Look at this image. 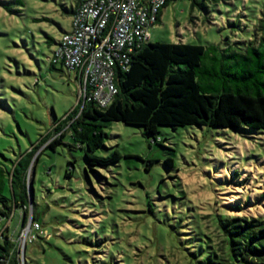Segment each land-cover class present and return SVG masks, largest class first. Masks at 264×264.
Instances as JSON below:
<instances>
[{
  "label": "rangeland",
  "instance_id": "rangeland-1",
  "mask_svg": "<svg viewBox=\"0 0 264 264\" xmlns=\"http://www.w3.org/2000/svg\"><path fill=\"white\" fill-rule=\"evenodd\" d=\"M16 1L0 0V168L12 170L34 149L30 174L39 155L32 188L40 230L25 243L23 211L13 207L9 219L0 216V240L12 238L20 264L232 262L226 221L264 222V130L161 126L156 143L141 127L103 122L106 147L96 154L121 159L94 169L84 149L69 146V133L46 148L79 102L74 73L50 66L76 0ZM206 6L171 0L149 41L225 47L259 39L264 0ZM3 193L12 198L10 179Z\"/></svg>",
  "mask_w": 264,
  "mask_h": 264
},
{
  "label": "trees",
  "instance_id": "trees-1",
  "mask_svg": "<svg viewBox=\"0 0 264 264\" xmlns=\"http://www.w3.org/2000/svg\"><path fill=\"white\" fill-rule=\"evenodd\" d=\"M170 1L167 0L163 8ZM192 1L193 6L206 9V3L226 0ZM81 2L76 0L75 8L70 11L72 16ZM16 3L21 4V1ZM5 8L10 10L7 4ZM161 16L162 10L156 24ZM259 31V39L247 46L240 42H227L225 47L144 42L135 48L126 69L115 68L118 92L112 103L102 108L95 101L80 97L74 111L55 127L56 134L46 148L56 149L69 133L74 141L69 146L84 149L87 165L94 169L121 159L117 151L110 157L96 154L106 147L103 122L141 127L144 136L156 143L159 142L157 135L161 126L264 130V14ZM58 64L64 68L54 51L50 66L56 69ZM34 155L33 149L14 163L12 170L0 168V216L9 219L13 207H21L22 229L30 218L37 222L32 171L39 155L28 174ZM66 176L70 177L71 173L67 172ZM9 179L12 198L3 193ZM30 198L32 213L29 218ZM225 224H229L226 231L230 235L233 261L222 258L212 264H264V222L244 217L227 220ZM16 247L10 236L2 234L0 264H20V250Z\"/></svg>",
  "mask_w": 264,
  "mask_h": 264
},
{
  "label": "built area",
  "instance_id": "built-area-1",
  "mask_svg": "<svg viewBox=\"0 0 264 264\" xmlns=\"http://www.w3.org/2000/svg\"><path fill=\"white\" fill-rule=\"evenodd\" d=\"M166 1L82 0L70 31L55 49L57 60L76 76L80 97L102 108L112 103L118 92L115 68L126 69L135 48L149 41L150 28ZM33 229L40 230V226L30 218L23 228L25 243Z\"/></svg>",
  "mask_w": 264,
  "mask_h": 264
},
{
  "label": "crops",
  "instance_id": "crops-1",
  "mask_svg": "<svg viewBox=\"0 0 264 264\" xmlns=\"http://www.w3.org/2000/svg\"><path fill=\"white\" fill-rule=\"evenodd\" d=\"M75 78H76V76H75ZM77 80V79H76Z\"/></svg>",
  "mask_w": 264,
  "mask_h": 264
}]
</instances>
